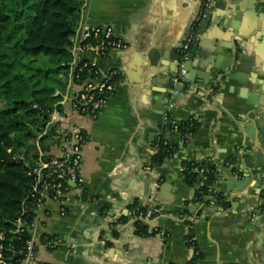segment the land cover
Wrapping results in <instances>:
<instances>
[{"label":"crops","instance_id":"1","mask_svg":"<svg viewBox=\"0 0 264 264\" xmlns=\"http://www.w3.org/2000/svg\"><path fill=\"white\" fill-rule=\"evenodd\" d=\"M198 2L83 0L78 27L111 25L126 44L105 58L94 51L83 57L102 71L116 68L121 82L96 119L69 118L88 137L84 191L43 204L36 231L42 264H187L194 250L186 243V210L196 214L198 264H264V8L258 0H213L184 83L174 86ZM232 48L244 55L229 76L220 70ZM191 117L199 126L186 143L167 125ZM161 139L178 148L155 165ZM205 160L217 169L212 189L222 202H191L203 179L188 185L182 163ZM135 202L160 209L146 224L153 234L137 233ZM44 237L56 247L41 244Z\"/></svg>","mask_w":264,"mask_h":264},{"label":"trees","instance_id":"2","mask_svg":"<svg viewBox=\"0 0 264 264\" xmlns=\"http://www.w3.org/2000/svg\"><path fill=\"white\" fill-rule=\"evenodd\" d=\"M82 5L83 0H0V233L12 239L4 243L15 249L21 242L8 232L20 215L21 203L30 188L25 167L16 157H36L38 135L46 132L49 114L60 99L56 93L66 88L67 64L73 58L72 40ZM87 76L86 72L81 73L80 80ZM198 126V120L191 117L168 124L167 128L180 132L187 143ZM50 135L45 134L40 140ZM42 146L45 150L51 149L50 145ZM157 147L153 157L155 165L172 157L178 148L163 139ZM182 166L188 185L200 177L203 179L192 203L208 204L211 198L222 202L223 196L212 189L218 175L213 163L184 161ZM222 205L226 207L227 203ZM146 208L135 202L130 212L140 216ZM185 213L188 215L189 211ZM186 222L189 225L186 243L194 250L187 264H198L202 254L194 240L192 222ZM134 225L140 235L153 234L148 233L141 219L134 220Z\"/></svg>","mask_w":264,"mask_h":264},{"label":"built area","instance_id":"3","mask_svg":"<svg viewBox=\"0 0 264 264\" xmlns=\"http://www.w3.org/2000/svg\"><path fill=\"white\" fill-rule=\"evenodd\" d=\"M212 1L200 0L199 8L183 37L180 58L173 78L174 86H181L184 83L186 63L192 58L199 39V30L208 21ZM72 41L73 58L67 64L66 88L63 92L56 93L60 99L49 114L46 132L38 135L36 157L33 159L25 156L16 157L25 167L30 188L21 203V213L12 222L8 232L9 236L16 237L21 243L18 249L11 244L6 246L4 241L12 239L7 237L6 233H0V264H42L38 257L40 243L37 241L36 231L43 204L49 200L62 204L70 192L84 191L81 177L82 152L88 137L84 130L68 123L69 118L73 115H82L92 120L96 119L121 82V74L116 68L102 71L94 59L83 57L84 53L94 51L97 57L105 58L126 48V44L118 37L113 26L80 25ZM83 72L88 76L81 81L80 74ZM172 92L177 93L176 90ZM49 125L51 129L48 133ZM50 133L52 143L47 145H50L51 149L45 150L40 138ZM61 214L65 215L63 208ZM160 214L158 207L147 206L142 215L137 216L135 211L131 215L133 220L141 219L143 223L151 224ZM195 218V213L186 216L189 222H193ZM22 235L25 236L24 239ZM41 244L50 250L56 247L55 241L48 240L47 237L42 239Z\"/></svg>","mask_w":264,"mask_h":264},{"label":"water","instance_id":"4","mask_svg":"<svg viewBox=\"0 0 264 264\" xmlns=\"http://www.w3.org/2000/svg\"><path fill=\"white\" fill-rule=\"evenodd\" d=\"M259 1V3L263 6V8H264V0H258ZM199 3H200V0H199V2H198V8H199ZM217 3H219V1H217ZM198 8H197V10H198ZM197 10L195 11V13L193 14V16H192V18H191V20H190V22H189V24L191 23V21H192V19H193V17H194V15L196 14V12H197ZM188 29V28H187ZM185 34H186V32H185ZM185 34H184V36H185ZM240 52V53H239ZM241 54L242 55H244V50L241 48H238L237 50L236 49H234L233 50V48L232 49H230V51H229V57H228V64H227V67L225 68H223V69H221L220 71L221 72H223V73H226V75L228 74H230L229 73V70H230V68H234V65H235V67H236V64L237 63H240V59L242 58L241 57ZM229 76H231V75H229ZM49 130H48V133L50 132V129H51V125H49ZM237 187H239V185H237Z\"/></svg>","mask_w":264,"mask_h":264},{"label":"rangeland","instance_id":"5","mask_svg":"<svg viewBox=\"0 0 264 264\" xmlns=\"http://www.w3.org/2000/svg\"><path fill=\"white\" fill-rule=\"evenodd\" d=\"M50 143H52V137L51 136H49V137L45 138L44 140H42V144L43 145H47V144H50Z\"/></svg>","mask_w":264,"mask_h":264}]
</instances>
